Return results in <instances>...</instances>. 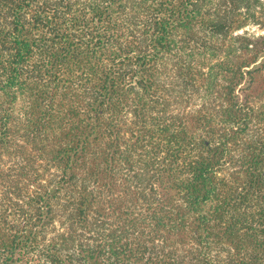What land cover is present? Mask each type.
<instances>
[{
	"label": "trees",
	"instance_id": "16d2710c",
	"mask_svg": "<svg viewBox=\"0 0 264 264\" xmlns=\"http://www.w3.org/2000/svg\"><path fill=\"white\" fill-rule=\"evenodd\" d=\"M0 264H264V0H0Z\"/></svg>",
	"mask_w": 264,
	"mask_h": 264
}]
</instances>
